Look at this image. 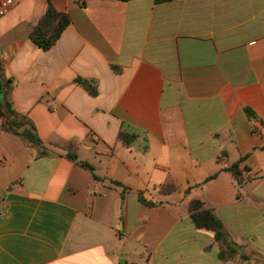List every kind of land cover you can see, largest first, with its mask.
Instances as JSON below:
<instances>
[{
  "label": "crops",
  "instance_id": "0c3cea01",
  "mask_svg": "<svg viewBox=\"0 0 264 264\" xmlns=\"http://www.w3.org/2000/svg\"><path fill=\"white\" fill-rule=\"evenodd\" d=\"M49 6L69 25L42 51ZM0 66L44 147L0 129V264H264V0H19Z\"/></svg>",
  "mask_w": 264,
  "mask_h": 264
},
{
  "label": "trees",
  "instance_id": "16d2710c",
  "mask_svg": "<svg viewBox=\"0 0 264 264\" xmlns=\"http://www.w3.org/2000/svg\"><path fill=\"white\" fill-rule=\"evenodd\" d=\"M129 1V0H119ZM163 0H155L159 2ZM69 25V17L65 13L57 12L53 7L49 6L44 15L37 21L32 27L28 37L29 39L42 51H48L57 42L59 37L65 28ZM0 80H1V91H0V129L5 130L14 135L22 136L27 139L40 150L44 149L42 141L34 134L33 126L28 120L20 116L13 108L9 101V95L12 90V83L10 80H6L3 76L2 69L0 66ZM78 83L82 84L87 92L95 96L96 89L92 84L85 80H77ZM119 139L123 143H129L130 137L127 134L120 133ZM66 157L71 161H76V155L74 153V146L72 144L67 145ZM79 165L92 171L91 166L85 162H79ZM232 175L239 180L240 172L238 171V165L235 164L228 169ZM214 177V176H213ZM208 178L206 181L212 179ZM138 199L142 204L147 206H154L152 202L145 200L141 192L138 193ZM190 219L192 224L197 229H205L214 233V239L217 243H220L229 252V255L236 253L235 244L229 240L222 223L213 214L210 209L203 208V203L198 200H193L189 204ZM220 257L223 259L222 254Z\"/></svg>",
  "mask_w": 264,
  "mask_h": 264
},
{
  "label": "built area",
  "instance_id": "2783aa9c",
  "mask_svg": "<svg viewBox=\"0 0 264 264\" xmlns=\"http://www.w3.org/2000/svg\"><path fill=\"white\" fill-rule=\"evenodd\" d=\"M19 0H0V19L5 16Z\"/></svg>",
  "mask_w": 264,
  "mask_h": 264
},
{
  "label": "water",
  "instance_id": "95a60500",
  "mask_svg": "<svg viewBox=\"0 0 264 264\" xmlns=\"http://www.w3.org/2000/svg\"><path fill=\"white\" fill-rule=\"evenodd\" d=\"M0 91H1V80H0ZM123 264V262H121Z\"/></svg>",
  "mask_w": 264,
  "mask_h": 264
}]
</instances>
